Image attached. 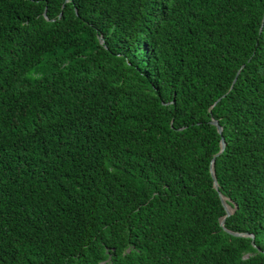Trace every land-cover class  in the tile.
I'll return each mask as SVG.
<instances>
[{"label": "trees", "instance_id": "trees-1", "mask_svg": "<svg viewBox=\"0 0 264 264\" xmlns=\"http://www.w3.org/2000/svg\"><path fill=\"white\" fill-rule=\"evenodd\" d=\"M0 264H264V0H0Z\"/></svg>", "mask_w": 264, "mask_h": 264}, {"label": "water", "instance_id": "water-1", "mask_svg": "<svg viewBox=\"0 0 264 264\" xmlns=\"http://www.w3.org/2000/svg\"><path fill=\"white\" fill-rule=\"evenodd\" d=\"M45 13H46V12H45ZM101 42H103V39H102V38H101ZM235 80H236V78H235ZM211 123L214 124V125H216V127H217V129H218V132L221 134L222 131H223V128H222V126L219 124L218 120H216V119H212V120H211ZM225 147H226V141H225V138L222 136V138H221V148H220V151H219L217 154H215V155L213 156V158H212V160H211V164H210V171H211L212 177H213V179H214V187H215V189H217V190H219V184H218L217 177H216V175H215L214 163H215L216 157L219 156V155L224 151ZM219 195H220V198H221V200H222V203H223V205H224V207H225V209H226V215L223 216V217L220 219V224H221V226H223V228H224L226 231H228V232H230V233H232V234H234V235H237V236H249V237H252V238H253V242H254V235H253L252 233H240V232H234V231H231V230H229V229H227V228L225 227L226 217L229 216V215H231V214L235 211L236 206H235V207H232L231 205H229V204L226 202V197H225L220 191H219Z\"/></svg>", "mask_w": 264, "mask_h": 264}]
</instances>
